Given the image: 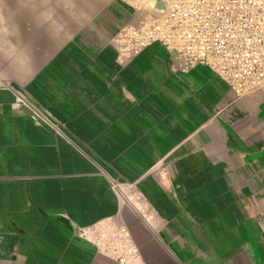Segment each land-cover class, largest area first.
Returning a JSON list of instances; mask_svg holds the SVG:
<instances>
[{
	"label": "crops",
	"instance_id": "1",
	"mask_svg": "<svg viewBox=\"0 0 264 264\" xmlns=\"http://www.w3.org/2000/svg\"><path fill=\"white\" fill-rule=\"evenodd\" d=\"M124 11L89 34L30 21L0 57V264H119L88 232L121 208L149 212L146 264H264V93L159 43L119 63Z\"/></svg>",
	"mask_w": 264,
	"mask_h": 264
},
{
	"label": "built area",
	"instance_id": "2",
	"mask_svg": "<svg viewBox=\"0 0 264 264\" xmlns=\"http://www.w3.org/2000/svg\"><path fill=\"white\" fill-rule=\"evenodd\" d=\"M153 2L140 19L115 35L119 63L159 43L175 56L182 72L206 67L239 98L264 93V0ZM119 218L102 221L89 236L119 264H144L130 228Z\"/></svg>",
	"mask_w": 264,
	"mask_h": 264
},
{
	"label": "rangeland",
	"instance_id": "3",
	"mask_svg": "<svg viewBox=\"0 0 264 264\" xmlns=\"http://www.w3.org/2000/svg\"><path fill=\"white\" fill-rule=\"evenodd\" d=\"M115 1L122 6L120 7V9H122L119 14L112 10V6H110ZM143 2L144 1L136 2L135 0H0V57L4 55L6 58L7 55L8 58H15L17 45L21 44L20 46L22 47L26 39H31V35L22 31L23 26L28 28L31 25L30 21H35L37 25L40 26H47L48 22H50L48 20L49 16L51 23L54 22L57 30L62 26H69L72 34L79 30L89 34L91 31L95 30L94 27L101 26L104 20H102V22H99V20H101L104 12L108 14H112V12L113 14L116 13L120 18L122 13H125L124 10H128L134 14L132 15L133 17H131L133 19L131 23L136 22L139 16L144 15V12L147 10ZM123 7L125 9H123ZM139 8H141V10H139ZM26 20H29V23ZM73 36L79 37V35ZM92 36L93 34L84 37ZM65 37L68 36H63L64 39ZM114 186L118 191L121 207L130 201L129 197L132 195L136 197L139 196L145 201L139 190L133 185L115 182ZM148 213L149 212H147L145 208L144 212H142V217ZM117 216L120 217L119 219L127 226L131 225L128 227L132 228L133 232L131 228L130 230L133 234V238L139 246L137 238L140 237L143 239V236L147 233V228L143 225L141 220L142 217L136 215L130 208L125 212H122L121 208V212ZM149 240L157 246L169 250L165 244L155 239L153 233L152 235L150 233ZM142 260L143 263L146 264L143 256ZM177 261L178 264H186V262L181 259Z\"/></svg>",
	"mask_w": 264,
	"mask_h": 264
},
{
	"label": "bare ground",
	"instance_id": "4",
	"mask_svg": "<svg viewBox=\"0 0 264 264\" xmlns=\"http://www.w3.org/2000/svg\"><path fill=\"white\" fill-rule=\"evenodd\" d=\"M143 4H145L146 5V7H147V10H149V8L151 9V7L154 5V2H153V0H144V2H143ZM161 8V7H160ZM141 18V15L139 16V18L138 19H140ZM135 19V18H134ZM4 107V106H3ZM128 200V199H127ZM129 201V200H128ZM248 262V261H247Z\"/></svg>",
	"mask_w": 264,
	"mask_h": 264
}]
</instances>
